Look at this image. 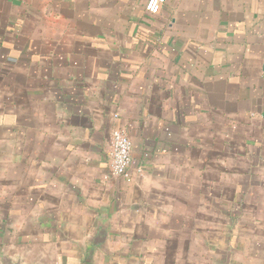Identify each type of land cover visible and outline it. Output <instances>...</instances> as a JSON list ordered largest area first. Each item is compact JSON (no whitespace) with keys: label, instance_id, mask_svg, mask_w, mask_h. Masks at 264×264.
Wrapping results in <instances>:
<instances>
[{"label":"crops","instance_id":"0c3cea01","mask_svg":"<svg viewBox=\"0 0 264 264\" xmlns=\"http://www.w3.org/2000/svg\"><path fill=\"white\" fill-rule=\"evenodd\" d=\"M146 1L0 0V264H264V0Z\"/></svg>","mask_w":264,"mask_h":264},{"label":"built area","instance_id":"2783aa9c","mask_svg":"<svg viewBox=\"0 0 264 264\" xmlns=\"http://www.w3.org/2000/svg\"><path fill=\"white\" fill-rule=\"evenodd\" d=\"M166 0H147L144 11L156 15ZM109 165L114 177L129 178V168L132 161V144L125 130L113 128L109 141Z\"/></svg>","mask_w":264,"mask_h":264},{"label":"water","instance_id":"95a60500","mask_svg":"<svg viewBox=\"0 0 264 264\" xmlns=\"http://www.w3.org/2000/svg\"><path fill=\"white\" fill-rule=\"evenodd\" d=\"M9 264H12V263H9ZM14 264H20L19 262H17V261H14Z\"/></svg>","mask_w":264,"mask_h":264}]
</instances>
